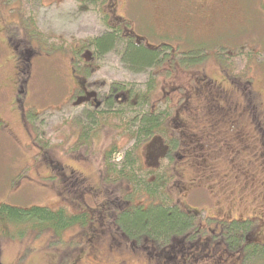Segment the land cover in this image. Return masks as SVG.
<instances>
[{
    "label": "rangeland",
    "instance_id": "1",
    "mask_svg": "<svg viewBox=\"0 0 264 264\" xmlns=\"http://www.w3.org/2000/svg\"><path fill=\"white\" fill-rule=\"evenodd\" d=\"M103 1L98 4L100 6L87 2V8L81 7L78 0H24L27 11H24V16L22 8L14 5V0H5V9L0 7L3 11L0 13V122H3L0 127V203L21 208L38 205L58 210L64 207L70 212L87 211L90 214L85 225H75L66 230L62 239L51 230L34 232L30 229L21 236L22 232L18 236L0 238V264H62L64 257L71 258L74 264H118L120 260H126V264H151L146 255L115 250L118 247L110 241L108 231L94 239L89 238L96 232L92 233L95 228L104 225L117 230L114 216L118 206L125 203L129 185L127 182L108 184L103 178V153L110 143L107 136L112 134V130L107 127L103 130V137L96 144V148L101 150L90 157V146L86 149L80 145V133L75 134L78 126L74 125L75 129L70 130L71 125L67 123L69 118L74 121L81 119L89 109L80 104L78 96V101L74 97L66 102L69 57L86 48L94 51V47L89 46L91 39L118 28V15L124 16L121 26L143 35L146 41L155 45L170 41L172 47L162 49L161 53L167 54L168 59L170 52L175 50L177 54L183 51L199 53L204 47L209 50V54L205 53L199 63L191 67H181L165 59L154 74L152 70L133 72L122 60L126 43L118 39L113 50L96 58L102 69L89 77V81H99L101 86L96 88L103 93V89L109 88V85L103 86L101 81L104 80L108 83L114 80L132 82L142 89L152 75L156 78L153 99L158 109L171 112L166 123L168 132L174 138L180 133L183 135L185 130L187 137L184 135L183 138L187 143L176 146L167 135H163V148L167 151L162 156L160 152L155 159L156 151L161 148L160 142L156 141L149 149L152 160L149 156L148 161L144 152L147 174H140L142 178L153 180L155 175L149 172L151 169H169L173 175L168 186L172 197L184 207L198 212L200 230L197 240L202 241L204 247L201 252L196 247L187 254L197 257L194 264H227L225 259L231 261L230 264H238L234 259L239 252L227 245L222 230L232 219L254 216L257 209L264 216V197L260 196L258 203H252L255 194L262 190L256 177H251L244 186L240 177L231 183L228 177L223 179L219 176L244 159L241 145L222 134H227L226 128L230 126L233 133V124L237 122L232 119L236 120L238 116V126L244 124L245 128H242L250 140L256 146L260 145L257 128L252 123L258 125L264 109V0H121L116 11L111 0ZM200 1L206 10L196 8ZM32 12L35 21L26 22V27L34 29L35 26V33L40 32V40L45 42V47L38 52L46 55L36 57L31 66V96L24 101L26 127L13 105L12 79L13 76L16 78V73L10 63L11 49L5 43L7 35L1 32L4 27L1 15L4 21L17 19L18 22L19 18L29 20L28 14ZM11 26L26 29L21 20ZM34 43L38 46L37 41ZM217 53L221 56H216ZM220 63L227 68L226 72ZM197 67H201L207 78L215 82L217 90L232 96L233 101L230 102L233 103L229 108L222 106V112L200 110L202 102L208 104L210 101H204L203 96L192 97L195 93L193 81L199 72ZM252 90L255 97L250 96ZM253 98L260 105L259 114L252 111L255 105ZM149 109L144 107L140 111L148 112ZM117 121L114 117H106L102 123L117 126ZM219 121L221 125H214ZM116 140L120 144L125 143L122 145L127 149L131 146L125 134L117 136ZM225 140L229 143L226 144ZM121 152L116 156L117 160L122 159L124 150ZM84 156L87 162L77 160ZM205 159L211 161V169L218 174L210 173L208 181L203 180L204 177L198 178L201 163L197 161ZM190 163L198 166L192 165V171ZM247 166L252 171L257 162ZM177 169H180V176ZM261 170L262 165L259 171L263 178ZM183 179H197L199 184H192L191 191L182 189ZM226 184H229L228 189ZM121 237L126 246L133 244L128 238ZM106 240L112 246H105ZM203 251L207 254L201 258L199 253ZM71 261L66 264H72ZM192 262L193 259L184 255L174 260L162 258L159 264Z\"/></svg>",
    "mask_w": 264,
    "mask_h": 264
},
{
    "label": "trees",
    "instance_id": "2",
    "mask_svg": "<svg viewBox=\"0 0 264 264\" xmlns=\"http://www.w3.org/2000/svg\"><path fill=\"white\" fill-rule=\"evenodd\" d=\"M124 27L125 26H119L118 28H114L115 30L107 31L103 35L91 39L89 46L94 47V56L96 58L113 50V45L118 39H121L122 42L126 43L124 45L125 50L122 55V60L131 70L136 72L140 71V69L145 70L144 68L147 67L148 69L151 68L152 73L154 74L155 69H157L160 64H163L165 59H167L168 62L171 61L181 67H191L196 63H199L200 58L203 57L205 53L209 54V50L206 47L201 49L202 51L199 53L183 51L182 53L178 52L179 54H177L175 50L173 53L172 51L170 52L169 55L171 56L169 57V60L167 54L163 55L161 53L162 49L172 47V45L169 44L170 41H161L160 45H155L145 40L146 43L139 44L134 37L125 31ZM156 46L160 47V50L157 51L150 48H156ZM79 53L80 52H76L73 54L74 57L77 56L79 58ZM218 55L221 56L220 53L216 54V56ZM176 57H178V60ZM220 65L224 67V71L226 72L227 68H225L222 63H220ZM200 68L201 67H197L199 72L193 81L195 93H192V97L197 95L196 92L200 88L206 89L214 94L217 99L220 98L222 103H225L224 100H227L229 103H226V105L229 107V105L233 103L230 102L233 101L232 96H228L226 93H223L222 90H217L215 82L212 79H208L207 73L200 70ZM30 74L32 79L33 71H31ZM26 76H28V74H25L23 77ZM149 86L151 87L152 92H154L157 86V81L153 75ZM250 96L255 97V92L253 90ZM131 98L137 99L135 100L137 101V104L136 102L132 103L130 101V104L127 106V111L133 110L138 115L136 119V129L132 130V134L130 135V137H135L137 139L135 148L136 154L129 151L126 162L120 167H118L117 164H114L111 161L112 159H106V163L103 166V178L106 183H116L118 185V183L127 182L129 185V189L124 196L125 203L118 206L114 216L117 230L104 225L100 228H95L92 233L96 232L94 235L89 236V238L92 239L98 235L101 236L104 231H108L110 232V236L109 234H107V236L111 239H108V241L110 240L112 243L114 242L113 245L118 247L115 250L120 251L121 249L132 255H146L145 257L147 260L149 262L153 261L154 264H159L162 258L174 260L177 256L181 257L185 255L191 260L193 259L194 262H192V264H194L195 261H197V257L195 256L192 258L193 254H190L189 256L187 254L193 251L196 247L200 248L201 252L204 247L203 242L197 240L198 231L200 230V225L197 222L196 216V213L198 214V212L194 209L192 210L184 207L172 197L168 186L173 175L169 169H151L149 172L155 175L153 180L142 178L140 174L141 172H146V162L142 157V151L144 149L143 144L145 141L157 134L165 135L167 132L169 136L168 138L173 142L172 144L181 146L185 144L186 140L183 137L184 135L187 137V134L181 135L180 133L175 135L174 138L172 135L170 136L168 125L166 126V123L168 118L171 117V112H168V109H158L155 100L153 101L152 97L150 100L145 87L142 89L138 88ZM252 101L255 103L252 111L257 114L262 112L263 114L262 117L260 116L259 122L261 127L264 128V109L260 112L259 103L255 102V98H253ZM110 104L111 106L108 110H103L105 113H99L100 115H104L103 120L106 117L112 118L115 116L119 122H124L123 120L126 119V114L121 113V111H125V106L120 105V109H112L113 98H111ZM144 107L150 108L147 110V113H151V115H144V112L141 113L140 110ZM205 107L207 106L204 104L201 111L203 109L211 110L212 108L211 105L207 108ZM139 114H142V117H140ZM195 122L197 123V121ZM237 124L238 123H235L233 126L235 127ZM2 125L3 122H0V127H2ZM122 126L123 125L121 124V127ZM90 129L91 125H88V131H90ZM212 129H214V127ZM237 129L238 126H236L235 130ZM251 143L252 142L248 141L249 147L254 144ZM246 150L248 152L251 151L249 149ZM247 154L249 156V153ZM247 154L244 155V158ZM258 157L259 156L257 155V158ZM263 160L264 157L262 156V165L264 166ZM244 161L246 165L244 164L243 168L241 167L243 162L240 160L235 166L230 168L227 176L229 182L232 183L236 177H240V180H243L245 186L246 183L250 181L252 174H247V172L244 171V168L248 163L252 165L253 162H251L249 157ZM249 172L251 173L252 171ZM244 173H246L247 176ZM256 180L262 188V196L264 197V176L262 178L261 174H259L258 177L256 176ZM227 185L229 184H226L228 189ZM231 191L232 190H229L228 192ZM258 197L259 193H256L254 199H252V203H258ZM257 210L259 212V209ZM258 212H256L254 216H247L242 219H232V221H229L222 230L223 239L228 243L227 245L239 252L236 253V259H234L238 264H264V216H261ZM88 218H90V214L87 211L75 213L70 212L64 207L58 210L38 205L29 208H21L6 203H0V238L9 235L18 236V234L22 232L19 235L21 236L30 229L34 232L51 230L59 239H62L66 230L75 225H85ZM120 235L128 238L133 244H130V246L123 244L124 241L120 239ZM108 241L106 240L105 246H112ZM75 249L76 248L73 250ZM206 254L207 253H204L203 251V253H199V256L202 258ZM70 261L71 258L64 257V259H62V264H66ZM76 261H78V259ZM71 263L74 264L73 261H71ZM76 263L77 262H75V264ZM227 263L230 264L231 261H228Z\"/></svg>",
    "mask_w": 264,
    "mask_h": 264
},
{
    "label": "flooded vegetation",
    "instance_id": "3",
    "mask_svg": "<svg viewBox=\"0 0 264 264\" xmlns=\"http://www.w3.org/2000/svg\"><path fill=\"white\" fill-rule=\"evenodd\" d=\"M59 2L61 0H53V2ZM81 3V7H87V2H93L95 5L100 6L98 4H100L101 2H104L103 0H78ZM121 0H111L112 2V6H113V10L116 11V7L118 4H120ZM4 3L5 0H0V7L3 8L4 7ZM14 5L18 7V9L22 8V15H25V8H24V0H14ZM201 6H205L202 1H200V6L199 4L196 5V8L198 10L204 11L207 8L205 7H201ZM0 8V13H2V9ZM88 8V7H87ZM5 9V7H4ZM86 9V8H84ZM193 14H195L196 12L194 11V9L191 10ZM27 12V11H26ZM29 16V20H24L19 18L18 22L21 20L24 22V25L26 27V25L28 23L26 22H30L33 23L35 21L34 19V15L33 12L28 14ZM2 16V20H3V29L1 28V32H3L4 34L7 35V37L5 38V43L9 46L10 50V63L13 65V69H15V73H16V78H14L12 81L14 82L13 84V105L15 106V110L17 111L18 115L20 116L21 120H24V124L27 127V123L25 122V116H24V101L25 99L29 98L31 96L30 93V85L31 83V71H33L31 69V66L33 64V60L37 57V58H41L43 56H45L42 53H39L38 50L45 47V42L40 40V32H36V28L34 26V29H32V26L26 27V29L22 30L21 27H16V26H11L10 25H14V24H18L17 19L15 20H10V21H4V17L3 14ZM31 17V18H30ZM116 19L119 22V26H121V20L124 19V16L122 17L121 15H118L116 17ZM118 25V23H117ZM118 26V27H119ZM116 27V26H115ZM127 26L124 27L125 31L130 34L132 37L135 38L136 42L139 44L142 43H146V38L141 35L138 34L136 32H134L133 30H129L128 28H126ZM34 33V34H33ZM19 36H17V35ZM31 35V36H30ZM15 39V41H14ZM27 41V42H26ZM35 41H38V46L35 45ZM40 41V42H39ZM41 44V45H40ZM149 44V43H148ZM7 46V47H8ZM36 47V48H35ZM151 49H155V50H160V47L154 48V47H150ZM64 51H66L64 49ZM95 51H92L91 48H86L83 49L78 55L79 58L76 56H70L69 57V61L67 64V75H68V82H67V96H66V102L71 101L74 97L77 98V101L79 100L78 97L81 99L80 104L84 105L85 107H88V113L85 114V116H83L81 119L78 120H70L67 122L68 125L70 124L71 126L69 127L70 130H74V125H77L78 127L75 129V134L77 132L80 133L79 136V141H80V145L86 146V149L88 146L90 150V157H94L96 156L97 153L100 152L101 148H96V144L98 143V140H100V138L103 137V130L107 127L109 129L112 130V134L107 136V140L110 141V143L108 144V146L106 147V149L104 150L103 153V166L106 163V159L110 160L114 163L117 164L118 167H120L121 165H123V163L126 162L127 154L129 151H132L133 153L136 154L135 152V148H136V144H137V139L135 137H130V135L132 134V130L136 129V119H137V114L135 111H131L128 110L127 111V106L130 104V101L136 102L137 104V99L135 98H131L133 97L134 93L136 92V90H138V85L133 84L132 82L127 83L126 81H111L110 83H108L107 81H101L103 83V86L109 85V88L107 89H103V93H99L98 89L96 87L101 86L99 85V81H95V82H90L89 81V77H91L92 75H94L95 73L99 72L102 68H100L101 66H99V64L96 62V57L94 56ZM126 67L131 70L128 65H126ZM145 70H152L151 68L148 69L147 67L144 68ZM133 71V70H131ZM136 72V71H133ZM137 72H144V70L137 71ZM25 74L28 76H25ZM23 75V76H22ZM83 75V76H80ZM151 82V79H147V83L144 85V87L146 88L147 92H148V96L152 97L153 99V94L154 92H152L151 87L149 86V83ZM206 92V93H205ZM197 96L204 98V101L208 100L210 101L208 104L205 102H202V105L200 106V110L202 109V106H204V104L209 107L211 102L213 103V106L211 108V110H208V112H213V111H221L222 106L226 107V103L228 104L229 102L227 100H224L225 103H222L220 98H216L214 96V94H212L211 92H209L206 89H199L197 92ZM208 95L210 96V99L208 98ZM78 96V97H77ZM23 97V99H22ZM111 98H113V106L112 109L117 110L120 109V105H124L125 106V111H121V113L126 114L125 115V120H123L124 122H118L117 121V126H111L110 124L107 125H102V120L104 115H100L99 113H105L103 110H108L111 106L110 101ZM215 100V101H213ZM156 101V100H155ZM205 107V108H207ZM229 108V107H228ZM204 110V109H203ZM241 110V109H240ZM246 109H244V112ZM87 111V110H86ZM222 112V111H221ZM86 113V112H85ZM144 115H151V113H147L144 112ZM244 113V115H246ZM140 117H142V114H139ZM235 115V114H234ZM234 115L232 116V118L234 117ZM114 118H116L114 116ZM225 119L230 117L224 116ZM238 116H236V120L232 119V121H236L238 123ZM117 119V118H116ZM224 123H227V121H225ZM116 124V123H115ZM121 124L123 125L121 127ZM221 125L222 122L219 121L218 123H215L214 125ZM88 125H91V129L90 131H88ZM213 125V123H212ZM242 126L240 127V125L238 126V124L236 126H238V129L235 130L236 126L234 127V131L232 133L233 128L230 126L229 129L226 128V133L227 134H222L224 136H228L231 140H235L237 144L241 145V152L245 155L247 153H249L246 155V157L244 159H242V161L245 163V159L246 158H250L251 162H257V166L255 171L256 172H249L250 169L245 166L244 171L247 172V174H252V178H255L256 176L258 177L260 174V165H262V156L264 157V128L261 127L260 122H258V125H254L252 123V125L254 127H256V133L258 134L259 138H258V142L260 143V145L256 146L254 142H252L250 140V138L248 137V133L243 130V128H245L244 124H241ZM103 126V127H102ZM243 127V128H242ZM80 128V129H78ZM214 131V129H213ZM229 131V132H228ZM102 133V134H101ZM184 134H187V132H185V130L183 131ZM126 135L128 137V139L131 141V146L130 148H125L123 145H125V143L122 145L120 144V142H117L116 137L120 135ZM165 135L168 136V133L166 132ZM221 135V136H222ZM158 136H160V138H158ZM163 135L157 134L155 136H152L149 138V140L145 141L144 145V149L142 151V157L144 158V152L146 153L145 156H147V160L149 161V156L152 160V151L149 152V149L154 145V143H157L156 141H159L161 144V148L159 150L156 151V155H155V159L156 157L159 155V153L161 152V155H164V152L167 151L166 148H163V139H162ZM214 136V133H213ZM105 137V136H104ZM169 137V136H168ZM215 138V136H214ZM248 141L254 143L251 145V147L248 146ZM88 142H90V145H88ZM226 144L229 143V140H225ZM107 144V143H105ZM169 147V146H168ZM246 149H249L251 151H247ZM124 150V155L122 157V159L117 160L116 156L118 154H121ZM83 154V152H82ZM257 155L259 156L257 158ZM85 157V156H84ZM86 158V157H85ZM78 158V161H83L86 160V162L88 161V159L86 158ZM159 159H161V157H159ZM194 160V159H193ZM264 161V160H263ZM146 162V160H145ZM200 164V168L198 170H200L201 175L198 178H202L204 177L203 180L206 179H210V173L213 174L214 176H217L218 174L215 173V170L211 169L209 163L211 162L210 160H202L201 161H197ZM250 162V161H248ZM247 162V163H248ZM196 167L198 166L197 163L196 164H191L190 166L192 167V171L194 170L193 166ZM235 166V165H234ZM232 166H230L231 168ZM243 168V166H241ZM253 169V170H254ZM180 169H177V172L180 176ZM252 170V171H253ZM230 171V169H229ZM261 172L264 174V166L262 165V170ZM246 175V173H244ZM221 178L225 179L228 176V171H224V174H220L219 175ZM247 176V175H246ZM260 179V178H258ZM257 179V180H258ZM199 180L197 179H190V180H182L181 185H182V189L188 188L190 189V191L192 190V187L195 184H199L197 183ZM208 181V180H206ZM194 184V185H192ZM191 186V187H188ZM225 187V186H224ZM227 188V187H226ZM222 190L224 191L225 188H222ZM189 191V192H190ZM261 193V195H260ZM262 191L259 192V197L262 196ZM96 238V237H95ZM94 239V237L92 238ZM224 260V259H223ZM226 262H228L227 259H225ZM151 264H153V261L150 262ZM118 264H126V260H120L118 261ZM228 264V263H227Z\"/></svg>",
    "mask_w": 264,
    "mask_h": 264
}]
</instances>
